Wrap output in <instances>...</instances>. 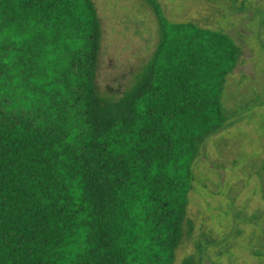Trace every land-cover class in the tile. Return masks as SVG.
<instances>
[{
  "label": "trees",
  "instance_id": "1",
  "mask_svg": "<svg viewBox=\"0 0 264 264\" xmlns=\"http://www.w3.org/2000/svg\"><path fill=\"white\" fill-rule=\"evenodd\" d=\"M146 1L159 40L113 97L95 0H0V264L175 263L242 48Z\"/></svg>",
  "mask_w": 264,
  "mask_h": 264
},
{
  "label": "rangeland",
  "instance_id": "2",
  "mask_svg": "<svg viewBox=\"0 0 264 264\" xmlns=\"http://www.w3.org/2000/svg\"><path fill=\"white\" fill-rule=\"evenodd\" d=\"M158 1L171 21L225 32L242 48L223 95L229 120L194 164L174 264H264V0ZM95 2L103 27L97 85L117 97L154 52L158 19L146 0Z\"/></svg>",
  "mask_w": 264,
  "mask_h": 264
}]
</instances>
